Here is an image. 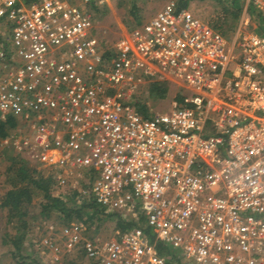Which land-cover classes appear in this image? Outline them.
Masks as SVG:
<instances>
[{
    "label": "built area",
    "instance_id": "obj_1",
    "mask_svg": "<svg viewBox=\"0 0 264 264\" xmlns=\"http://www.w3.org/2000/svg\"><path fill=\"white\" fill-rule=\"evenodd\" d=\"M247 3L264 18V0ZM96 4L0 0V111L30 127L25 145L93 171L96 203L143 213L184 264H264V33L247 6L225 32L168 1L112 44ZM170 80L178 105L136 110L148 81ZM65 246L84 252L80 264H167L141 227L103 240L76 223Z\"/></svg>",
    "mask_w": 264,
    "mask_h": 264
},
{
    "label": "rangeland",
    "instance_id": "obj_2",
    "mask_svg": "<svg viewBox=\"0 0 264 264\" xmlns=\"http://www.w3.org/2000/svg\"><path fill=\"white\" fill-rule=\"evenodd\" d=\"M168 1L175 0H102L101 2L96 0L94 14L99 26V34L106 42L121 43L136 25L152 16ZM133 4L135 11H132ZM247 5V0H244V7ZM188 9L211 23L223 20L226 16L230 19L229 22L234 18L231 15L232 0H191ZM252 27H255L253 22ZM159 82L164 84L166 92L159 94L152 91L153 82L148 81L143 86V92L137 96V99L146 104L149 117L167 113L180 103L177 100L179 85L171 80ZM0 117L4 118L5 115L0 112ZM28 134L31 135L30 127L19 122L9 131V135L0 145V196L12 188L11 179L8 178V167L12 161L24 163L44 175H52L55 179L52 190L56 194L66 195L71 190L84 189L86 179L81 170L71 166H60V163L56 162L58 154L55 151H44L34 142L25 145L24 138ZM12 170L14 173L15 168ZM33 195L34 202L23 219L10 217L7 208L0 206V264H15L13 252H16V247L13 240L16 241L18 237H20V252L24 256L37 258L43 264H70L77 261L81 249L69 251L64 248V243L66 234L79 221L74 218L68 224H64L55 218L56 213L53 211L50 217L47 216L42 212L41 202L44 200L42 193L34 190ZM23 222L27 224L25 228L22 226ZM100 224L95 231H93L94 225H91L90 229L83 226L84 232L103 240L117 233L114 220L103 221ZM52 245H57L58 251Z\"/></svg>",
    "mask_w": 264,
    "mask_h": 264
},
{
    "label": "trees",
    "instance_id": "obj_3",
    "mask_svg": "<svg viewBox=\"0 0 264 264\" xmlns=\"http://www.w3.org/2000/svg\"><path fill=\"white\" fill-rule=\"evenodd\" d=\"M190 1L175 0L176 8L178 10L188 8ZM132 6L134 8L132 11H135V4ZM232 8L231 15L234 17L233 21L229 22L230 19L226 16L223 20H218L212 24L225 32L233 31L238 23L236 20H238L240 12L244 9V0H232ZM247 10L251 15L255 28L264 33V18L262 13L252 3L247 5ZM115 54V48L105 50L100 67L105 70L111 68ZM163 85L159 81L153 82L151 89L156 93L162 94L166 92L165 86ZM177 95V100L181 102L183 96L180 92ZM133 105L138 112L145 117H149L147 115L146 104H143L140 99H136ZM18 123V119L11 114L5 115L4 118L0 117V145L9 135V131ZM8 168V178L11 179L12 188L0 196V206L7 208L10 217L23 219L27 215V210L34 202L33 191L37 190L44 197L41 206L42 212L47 214V216L50 217L53 211L56 213L55 218L64 224H68L76 218L87 229H90V226L94 225L95 228L93 231L99 228L100 223L103 221L115 220V231L118 234L133 227H141L148 241L154 244L156 252L166 257L167 264H184L181 256L176 251H173L169 245L156 239L155 229L147 224L143 213L139 212L136 217L122 218L116 213L106 212L104 207L96 203L90 193L91 183H89L94 175L93 171H82L86 179L84 189L71 190L69 194L61 195L54 193L52 190L55 180L52 175H44L41 171H36L35 168L16 161H12V164ZM13 168H15L14 173ZM85 193L88 197H84L81 203H79L78 197L86 195ZM22 226L25 228L27 224L23 222ZM19 238L16 241L13 240L16 247V252H13L15 264H43L37 258L24 256L20 252ZM64 248L66 249L65 243ZM83 256L84 252L81 250L80 258L77 261L70 262V264H80V259Z\"/></svg>",
    "mask_w": 264,
    "mask_h": 264
},
{
    "label": "crops",
    "instance_id": "obj_4",
    "mask_svg": "<svg viewBox=\"0 0 264 264\" xmlns=\"http://www.w3.org/2000/svg\"><path fill=\"white\" fill-rule=\"evenodd\" d=\"M151 82V81H150ZM146 85V84H145Z\"/></svg>",
    "mask_w": 264,
    "mask_h": 264
}]
</instances>
